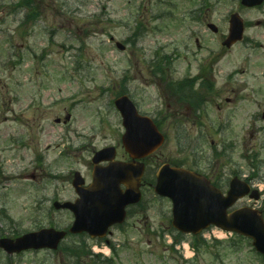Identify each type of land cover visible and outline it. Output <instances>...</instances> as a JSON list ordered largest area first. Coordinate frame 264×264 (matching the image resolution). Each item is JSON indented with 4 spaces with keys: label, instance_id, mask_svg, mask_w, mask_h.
Returning <instances> with one entry per match:
<instances>
[{
    "label": "rangeland",
    "instance_id": "374dc122",
    "mask_svg": "<svg viewBox=\"0 0 264 264\" xmlns=\"http://www.w3.org/2000/svg\"><path fill=\"white\" fill-rule=\"evenodd\" d=\"M18 1L0 0V210L4 209L15 223L9 225L7 221H0V229L6 235L11 228L23 234L49 223L61 229L69 227L71 214L55 211L51 205L55 201H73L77 196L72 186V172L81 171L86 181H91V160L95 152L114 146L123 154L120 142L125 130L114 105L116 94L122 90L139 104L143 114L167 116L163 131L168 140L149 161L154 164L153 169L166 161L184 160L187 155H193L195 151L190 142L199 137V128H194L196 114L192 111L196 105L190 99L173 95L168 85L160 83L161 79L153 78L150 74L153 66L148 63L160 47L164 48L163 54L173 56L175 51H180L182 56L188 44V52L193 55L197 51L198 37L208 46L222 50L221 33L226 34L229 29L226 16L230 9L237 11L240 6L239 0H219L218 3L206 0L211 1L213 7H204L202 14L195 15L201 18L196 21L191 14L200 8L202 0H43L38 8L41 17L37 26H30L26 30L29 35L25 36L19 28L23 16L11 9ZM160 13L168 17L154 20ZM242 14L246 23L250 22L246 38L264 47V24H255L264 22V8L256 12L242 10ZM138 21L147 27L144 37L128 46L126 52H120L111 37L119 42L134 39L133 30ZM209 23L219 28V35L208 29ZM152 28L163 31L155 32ZM53 31L56 34L51 36ZM223 50L227 52L223 57L227 69H241L245 60H249L250 84L258 93L245 94L250 100L235 104L232 98L237 99L236 95L225 93L223 82L217 81L223 95V111H213L211 120L217 126L209 131L210 136L202 147L206 153L198 168L208 173L219 167L220 172L228 174L232 168L237 169L234 165L238 163L242 165L243 177H247L252 166L240 159L241 154L246 148L255 149L264 144V129L260 128L264 127V121L254 124L253 120L257 110L264 113V79L261 78L264 48L245 44ZM42 54H45L44 59L40 58ZM206 55L207 52L202 51L199 59ZM190 57L177 60L174 71L167 69L174 80L184 77L183 70L190 61L195 67L197 60ZM20 60V65L11 64ZM126 76L128 79L123 82ZM224 112L233 115L230 122L235 129L232 133L218 134L217 127L226 123L222 119ZM68 115L72 120L64 123ZM181 117L185 151H181L177 143L181 130L175 129ZM205 122L209 126L208 121ZM20 140L24 141V146L19 145ZM223 140H234L237 151L233 166L221 170L222 163H213L211 167L206 160L212 155V141L221 147ZM197 148V152L202 151ZM38 154L45 158L41 167L34 164ZM260 160L261 172L251 184L264 193L263 149ZM143 192V207L133 209L127 226L114 230L109 238L118 250L115 264H264L249 242H242L235 250L229 249L228 244L215 245L212 240H208L209 248L200 247L199 253L186 263L183 246L177 248L180 252L176 254L167 246L170 235L165 236L166 244L162 238L168 224L169 204L158 200L148 186H144ZM241 205L253 206V203L245 200ZM188 238L184 244L190 246L191 237ZM84 239L87 246L98 247L104 256H111L105 243ZM75 241L78 238H68L65 244ZM0 258L6 259L0 264H60L61 260L56 262L50 252L7 259V254L1 250Z\"/></svg>",
    "mask_w": 264,
    "mask_h": 264
},
{
    "label": "water",
    "instance_id": "95a60500",
    "mask_svg": "<svg viewBox=\"0 0 264 264\" xmlns=\"http://www.w3.org/2000/svg\"><path fill=\"white\" fill-rule=\"evenodd\" d=\"M231 32L234 40L237 41L242 38L243 25L236 17L232 20ZM116 105L122 114L127 130L124 136L125 148L134 159L147 157L157 147L161 146L162 137L156 127L149 119L141 118L138 115L135 106L128 98L118 100ZM104 152L109 154L111 151ZM103 155L105 154L99 153L94 159L93 185L87 189L82 188L83 181L77 179L74 186L80 199L75 205L60 206L70 209L75 215L76 221L71 229L72 233L85 231L91 235H103L112 224L118 222L124 215L125 205L140 198L138 188L143 172L142 168H137L139 169L137 171L134 168L135 165L123 164H111L107 168H101L97 164L104 160ZM133 171H137L135 179L129 181L133 179L131 177ZM122 172L125 178L121 179L119 176ZM121 184L127 186V193L119 192ZM245 188L242 192L232 190L225 198L219 191L212 188L204 178L182 170V172L172 173L170 178L162 173L159 176L157 191L172 197V199L177 196L182 198V224L193 226L190 231L198 232L210 224H215L225 230L239 232L251 237L257 250L264 253V223L260 215L249 209L231 215L226 212L238 198L249 193V188ZM251 197L258 198L254 194ZM115 198L118 199L117 202H114L113 199ZM182 229L188 232L187 228L182 227ZM64 236L65 233L55 230H43L28 235L18 242L27 243L23 249L54 248ZM1 246L10 253L19 248L18 243L10 240L1 241Z\"/></svg>",
    "mask_w": 264,
    "mask_h": 264
},
{
    "label": "trees",
    "instance_id": "16d2710c",
    "mask_svg": "<svg viewBox=\"0 0 264 264\" xmlns=\"http://www.w3.org/2000/svg\"><path fill=\"white\" fill-rule=\"evenodd\" d=\"M24 5L27 6V7H29V8H31V2H30V1H26V3H24ZM33 11H34V10H33ZM139 29H140V28H139ZM138 31H139V30H138ZM140 35H141V34H140ZM134 36L136 37V36H138V35L135 34ZM138 38H139V37H138ZM161 60H162V61H161L160 63H165V64H166V63L168 62V60H167V62H166V58H162ZM124 81H126V79H124ZM183 88H184V87H182V89H183ZM120 94H121V95H122V94H125V92H124V93H120ZM262 209H263V214H264V202H263V208H262Z\"/></svg>",
    "mask_w": 264,
    "mask_h": 264
},
{
    "label": "flooded vegetation",
    "instance_id": "af4514ba",
    "mask_svg": "<svg viewBox=\"0 0 264 264\" xmlns=\"http://www.w3.org/2000/svg\"><path fill=\"white\" fill-rule=\"evenodd\" d=\"M217 34H218V32H217ZM219 35V34H218ZM221 35L223 36V39H224V34L223 33H221Z\"/></svg>",
    "mask_w": 264,
    "mask_h": 264
}]
</instances>
